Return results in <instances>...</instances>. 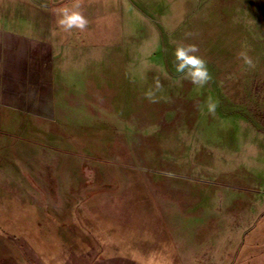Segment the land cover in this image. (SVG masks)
Returning <instances> with one entry per match:
<instances>
[{"label":"rangeland","instance_id":"rangeland-1","mask_svg":"<svg viewBox=\"0 0 264 264\" xmlns=\"http://www.w3.org/2000/svg\"><path fill=\"white\" fill-rule=\"evenodd\" d=\"M63 3L50 110L0 103V264H264V0Z\"/></svg>","mask_w":264,"mask_h":264},{"label":"crops","instance_id":"crops-1","mask_svg":"<svg viewBox=\"0 0 264 264\" xmlns=\"http://www.w3.org/2000/svg\"><path fill=\"white\" fill-rule=\"evenodd\" d=\"M64 1L70 0L0 1L1 104L18 110H50L54 100L55 52L73 47L67 37L59 35H65L69 28L59 20L72 11L63 5ZM17 25L24 32L19 40L12 36ZM30 40L39 41L41 46L31 48Z\"/></svg>","mask_w":264,"mask_h":264},{"label":"clouds","instance_id":"clouds-1","mask_svg":"<svg viewBox=\"0 0 264 264\" xmlns=\"http://www.w3.org/2000/svg\"><path fill=\"white\" fill-rule=\"evenodd\" d=\"M61 25L66 27H71L74 24L83 27L86 23V20L78 13H72L70 15L62 16L59 20ZM190 48L180 47L176 50V57L180 61L177 65V70H184L189 65L197 66L194 69V80H198L200 83H203L208 79L207 69L203 65V61L198 57H195L190 54ZM214 105H209V108H213Z\"/></svg>","mask_w":264,"mask_h":264}]
</instances>
